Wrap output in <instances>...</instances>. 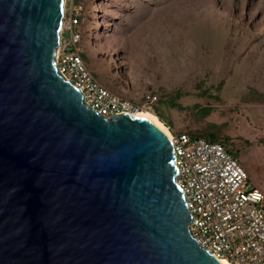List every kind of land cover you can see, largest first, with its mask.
<instances>
[{"label": "water", "instance_id": "obj_1", "mask_svg": "<svg viewBox=\"0 0 264 264\" xmlns=\"http://www.w3.org/2000/svg\"><path fill=\"white\" fill-rule=\"evenodd\" d=\"M64 4L0 0V264H224L190 234L166 137L56 71Z\"/></svg>", "mask_w": 264, "mask_h": 264}, {"label": "rangeland", "instance_id": "obj_2", "mask_svg": "<svg viewBox=\"0 0 264 264\" xmlns=\"http://www.w3.org/2000/svg\"><path fill=\"white\" fill-rule=\"evenodd\" d=\"M72 1L64 4L61 36L68 44ZM77 1L78 46L100 84L144 112L158 113L171 136L222 125L248 175L245 189L264 196V0ZM73 52L70 46L66 54ZM199 86L209 95L199 98ZM177 92L185 110L158 103ZM250 92L261 102H248ZM149 96L156 99L151 105ZM195 104L212 112L196 118Z\"/></svg>", "mask_w": 264, "mask_h": 264}, {"label": "built area", "instance_id": "obj_3", "mask_svg": "<svg viewBox=\"0 0 264 264\" xmlns=\"http://www.w3.org/2000/svg\"><path fill=\"white\" fill-rule=\"evenodd\" d=\"M67 1V0H66ZM82 7L72 1L67 22L70 43L60 32L55 66L63 80L82 96L87 108L110 119L138 115L139 105L107 90L87 69L79 48ZM73 47L74 52L67 55ZM156 101L146 98L148 105ZM175 183L184 193L191 216L189 231L202 250L227 264H264V196L246 190L248 175L224 147L186 135H173Z\"/></svg>", "mask_w": 264, "mask_h": 264}, {"label": "trees", "instance_id": "obj_4", "mask_svg": "<svg viewBox=\"0 0 264 264\" xmlns=\"http://www.w3.org/2000/svg\"><path fill=\"white\" fill-rule=\"evenodd\" d=\"M75 1H77V0H75ZM80 20H81V17H80ZM80 26H81V24H80ZM197 89L202 91L198 95L199 98L206 97L209 95V93L207 92L208 89H202L201 86L197 87ZM180 94L181 93L177 92V93L171 95L170 97H166V98L163 97L158 103L163 105V106L169 107L170 109H176L178 111L185 110L180 104L177 103V101L180 100L182 97V95H180ZM262 99H263V97L259 96L257 93H251L250 92V99L248 98V102L251 100L250 103H252V102L260 103ZM191 112L193 115H195L196 118L205 119L210 115V113L212 112V109L211 108H202L200 105L195 104L194 106L191 107ZM155 115L161 121L162 120L164 121V119L158 113ZM222 129H223L222 125L219 126V125L209 124V125L203 127L202 129L197 128L196 130L187 131L184 133H179L178 135H186L192 139H203V140L209 141L211 143L219 144L222 147H224L226 152L229 155H231L239 163V161L237 159L239 152L235 150L234 146H231V145H230V147L228 146V144L230 143V139H229V137H227L223 134Z\"/></svg>", "mask_w": 264, "mask_h": 264}, {"label": "bare ground", "instance_id": "obj_5", "mask_svg": "<svg viewBox=\"0 0 264 264\" xmlns=\"http://www.w3.org/2000/svg\"><path fill=\"white\" fill-rule=\"evenodd\" d=\"M137 116L144 117L147 120H149L166 137V139L168 140L169 144L171 145V141L173 140L172 136H171L169 130L166 128V126H164L159 121V119L156 117V115H153L150 112H144L143 111V112L139 113ZM223 263L227 264L226 262H223Z\"/></svg>", "mask_w": 264, "mask_h": 264}, {"label": "clouds", "instance_id": "obj_6", "mask_svg": "<svg viewBox=\"0 0 264 264\" xmlns=\"http://www.w3.org/2000/svg\"><path fill=\"white\" fill-rule=\"evenodd\" d=\"M66 2V0H65ZM64 15H65V6H64ZM64 19V18H63ZM63 24V23H62ZM63 27V26H62ZM59 39H60V34H59ZM160 120V119H159Z\"/></svg>", "mask_w": 264, "mask_h": 264}]
</instances>
